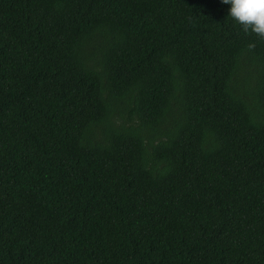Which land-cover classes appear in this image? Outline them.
<instances>
[{
    "label": "trees",
    "instance_id": "obj_1",
    "mask_svg": "<svg viewBox=\"0 0 264 264\" xmlns=\"http://www.w3.org/2000/svg\"><path fill=\"white\" fill-rule=\"evenodd\" d=\"M229 7L0 0V264H264V39Z\"/></svg>",
    "mask_w": 264,
    "mask_h": 264
},
{
    "label": "clouds",
    "instance_id": "obj_2",
    "mask_svg": "<svg viewBox=\"0 0 264 264\" xmlns=\"http://www.w3.org/2000/svg\"><path fill=\"white\" fill-rule=\"evenodd\" d=\"M221 3L230 5L228 16L241 25L246 34L264 39V0H221ZM248 48L254 49L255 43H249Z\"/></svg>",
    "mask_w": 264,
    "mask_h": 264
}]
</instances>
